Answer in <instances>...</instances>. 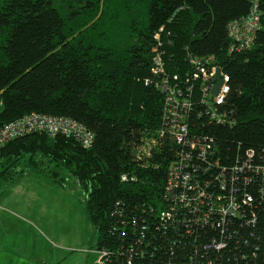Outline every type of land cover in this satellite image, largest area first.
Returning a JSON list of instances; mask_svg holds the SVG:
<instances>
[{
    "label": "trees",
    "instance_id": "trees-1",
    "mask_svg": "<svg viewBox=\"0 0 264 264\" xmlns=\"http://www.w3.org/2000/svg\"><path fill=\"white\" fill-rule=\"evenodd\" d=\"M255 1L0 0V128L48 114L94 134L89 147L38 130L5 142L0 192L29 162L60 185L79 184L97 231L94 248L108 249L114 264H264V0L251 47L231 50L228 34ZM158 52L164 74L182 88L189 78L195 83L188 133L207 147L205 160L199 147L168 138L151 156L144 151L164 116L166 95L152 73ZM192 54L213 55L228 76L219 108L234 124L210 120ZM188 155L211 168L198 173L203 188L211 184L209 196L228 184L242 219L209 217L207 203L172 219L156 216L172 161Z\"/></svg>",
    "mask_w": 264,
    "mask_h": 264
},
{
    "label": "built area",
    "instance_id": "built-area-1",
    "mask_svg": "<svg viewBox=\"0 0 264 264\" xmlns=\"http://www.w3.org/2000/svg\"><path fill=\"white\" fill-rule=\"evenodd\" d=\"M254 3V7L248 15L231 21L228 26L229 38L232 41L231 50L235 48L246 49L254 43L256 33L261 26L258 0ZM154 59L155 64L152 69L156 79L154 82H156L157 88L166 95L164 116L158 136L148 143L144 151L147 156H151L153 148L160 144L163 145L164 139L168 138L171 143L173 142L179 148L191 149V145L199 147L202 151V158L205 160L208 156L207 147L204 144L195 143L189 138L188 133L187 113L192 104L191 99L195 83H192V78H189L182 88L177 76L171 77L164 74L165 65L160 52L156 54ZM190 61L194 69L193 78L195 81L198 80V88L202 92V101L206 106L210 120L219 124H234L236 119L219 108L225 98V93L228 91V76L218 65L215 57L213 55L199 57L192 54ZM218 70H220L222 85L219 92L215 94L213 89L217 84ZM36 130L47 131L50 135L57 133L74 135L85 147H89L94 141L93 132L76 120L46 114H32L6 123L0 128V147L15 136ZM209 171L211 168L194 162L192 156L189 155L173 160L169 167L167 185L165 186V204L163 208L156 210V216L161 219H172L184 211L202 210L207 203L206 212L209 217L221 216L226 218L234 216L242 219L244 214L241 204L235 193L229 190L225 181H221L220 191L214 196H209L207 192V188L211 185L210 182L205 180V187L201 186L204 179H200L198 173L206 175ZM92 251L97 256L95 264H114L112 254L108 249L93 248Z\"/></svg>",
    "mask_w": 264,
    "mask_h": 264
},
{
    "label": "rangeland",
    "instance_id": "rangeland-1",
    "mask_svg": "<svg viewBox=\"0 0 264 264\" xmlns=\"http://www.w3.org/2000/svg\"><path fill=\"white\" fill-rule=\"evenodd\" d=\"M28 165L23 163V171L0 192V203L14 213L13 220L4 215L7 223L0 225V264H92L98 236L86 210L84 189L72 181L60 185Z\"/></svg>",
    "mask_w": 264,
    "mask_h": 264
},
{
    "label": "crops",
    "instance_id": "crops-1",
    "mask_svg": "<svg viewBox=\"0 0 264 264\" xmlns=\"http://www.w3.org/2000/svg\"><path fill=\"white\" fill-rule=\"evenodd\" d=\"M14 198H9V202L12 204V205H15L16 203H14ZM25 201V203L28 201V198L26 199V200H24ZM24 203V202H23ZM16 206V205H15ZM10 207L9 206H7L6 204H1L0 203V225L1 224H6L7 223V219L4 217V215H7L8 216V218L10 219V220H13V218H12V216L14 215V213H13V211L11 210V209H9ZM9 224L11 225L10 226V228H11V230L13 229V228H15L14 226H12L13 224L12 223H10L9 222ZM7 228V227H6ZM92 253H94V252H92ZM94 255H95V253H94ZM86 256L87 257H89V255L88 254H86ZM96 259V258H95ZM61 264H68L67 262H61ZM92 264H95V260L93 261V263Z\"/></svg>",
    "mask_w": 264,
    "mask_h": 264
},
{
    "label": "water",
    "instance_id": "water-1",
    "mask_svg": "<svg viewBox=\"0 0 264 264\" xmlns=\"http://www.w3.org/2000/svg\"><path fill=\"white\" fill-rule=\"evenodd\" d=\"M216 81H217V84L215 85L214 89H213V92L215 94H217L221 88V85H222V79L220 77V70H218V73H217V76H216Z\"/></svg>",
    "mask_w": 264,
    "mask_h": 264
},
{
    "label": "bare ground",
    "instance_id": "bare-ground-1",
    "mask_svg": "<svg viewBox=\"0 0 264 264\" xmlns=\"http://www.w3.org/2000/svg\"><path fill=\"white\" fill-rule=\"evenodd\" d=\"M48 115V114H47ZM37 132H39V131H37ZM34 133V132H33ZM36 133V132H35ZM58 135H60V134H58ZM63 135V134H62ZM65 135V134H64ZM67 137V136H66ZM71 138V137H70ZM73 138V137H72Z\"/></svg>",
    "mask_w": 264,
    "mask_h": 264
}]
</instances>
